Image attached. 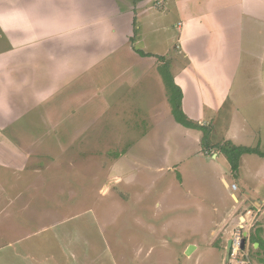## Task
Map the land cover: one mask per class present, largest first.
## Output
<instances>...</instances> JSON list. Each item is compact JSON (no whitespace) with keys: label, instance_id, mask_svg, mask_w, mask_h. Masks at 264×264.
<instances>
[{"label":"rangeland","instance_id":"1","mask_svg":"<svg viewBox=\"0 0 264 264\" xmlns=\"http://www.w3.org/2000/svg\"><path fill=\"white\" fill-rule=\"evenodd\" d=\"M162 7L147 1L146 46L137 43L156 53L153 66L124 68L118 79L119 69L97 65L49 101L57 108L0 128V264H224L218 224L249 201L245 192H264V156L242 154L233 171L218 146L232 139L264 153L255 84L264 69L244 54L221 110L204 108L202 124L178 122L162 97L185 59L175 49L176 16ZM188 242L196 249L186 255ZM263 244L245 246L250 264H264Z\"/></svg>","mask_w":264,"mask_h":264},{"label":"crops","instance_id":"2","mask_svg":"<svg viewBox=\"0 0 264 264\" xmlns=\"http://www.w3.org/2000/svg\"><path fill=\"white\" fill-rule=\"evenodd\" d=\"M159 1L164 11L176 16L175 49L185 59L174 60L177 67L171 71L182 92L181 108L187 117L205 123L204 108L220 111L227 101L244 54L256 58L264 69V0ZM123 4L126 7L120 8ZM146 4L140 0H0V128L31 109L42 107L47 114L57 108L49 101L97 65L119 69L118 79L127 77L124 68L153 66L156 53L137 46H146L142 27L148 15ZM167 23L162 25L165 34L170 31ZM246 60L248 65L253 63ZM255 84H261L264 95V78L255 79ZM162 102L169 106L167 95ZM217 152L211 156L217 157ZM245 193L249 201L233 206L218 224L223 227L220 245L225 248L239 225L245 233L244 248L248 245L251 251L264 243V192ZM231 196L239 203L234 192ZM252 207L254 212L247 213ZM255 236L260 242L253 240Z\"/></svg>","mask_w":264,"mask_h":264},{"label":"trees","instance_id":"3","mask_svg":"<svg viewBox=\"0 0 264 264\" xmlns=\"http://www.w3.org/2000/svg\"><path fill=\"white\" fill-rule=\"evenodd\" d=\"M141 55H147L144 52H139ZM166 84L169 88V96L168 100L171 104L172 111L174 112L175 118L178 122L184 125H191L190 120H188L187 116L183 112L181 108V99H182V92L179 86H177L172 79V76L167 74L166 76ZM219 150L226 155L228 161L230 162L231 168L233 171L237 170L239 158L242 154L245 153H257L259 155L264 156V153L260 151L257 147H247L241 145H235L231 141H226L218 146ZM256 235V234H255ZM254 241L260 242L259 236H255L253 238ZM261 244H259V248Z\"/></svg>","mask_w":264,"mask_h":264},{"label":"built area","instance_id":"4","mask_svg":"<svg viewBox=\"0 0 264 264\" xmlns=\"http://www.w3.org/2000/svg\"><path fill=\"white\" fill-rule=\"evenodd\" d=\"M156 6L161 7V3L157 2ZM236 186L232 184V189H235ZM252 212V210H248L247 213ZM256 212V211H255ZM243 230L242 227L239 225L237 226L231 234L230 237V247L228 258L225 264H250L249 260L247 259V255L244 252V248H241V240L243 238Z\"/></svg>","mask_w":264,"mask_h":264},{"label":"water","instance_id":"5","mask_svg":"<svg viewBox=\"0 0 264 264\" xmlns=\"http://www.w3.org/2000/svg\"><path fill=\"white\" fill-rule=\"evenodd\" d=\"M243 238H242V240H241V248H244V244H245V233H243ZM194 245H189L187 248H186V250H185V254H190L192 251H193V249H194ZM229 247H230V240L227 242V244H226V248H225V251H226V256H225V262L227 261V258H228V253H229Z\"/></svg>","mask_w":264,"mask_h":264}]
</instances>
